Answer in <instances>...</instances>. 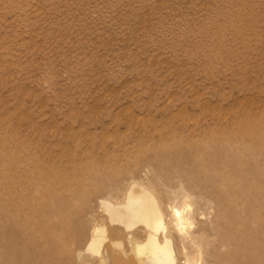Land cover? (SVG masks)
Segmentation results:
<instances>
[{
    "label": "rangeland",
    "instance_id": "obj_1",
    "mask_svg": "<svg viewBox=\"0 0 264 264\" xmlns=\"http://www.w3.org/2000/svg\"><path fill=\"white\" fill-rule=\"evenodd\" d=\"M242 139L259 165L226 191L187 176L202 264H264L239 199L264 177V0H0V264L135 255L95 188L149 161L223 167Z\"/></svg>",
    "mask_w": 264,
    "mask_h": 264
},
{
    "label": "bare ground",
    "instance_id": "obj_2",
    "mask_svg": "<svg viewBox=\"0 0 264 264\" xmlns=\"http://www.w3.org/2000/svg\"><path fill=\"white\" fill-rule=\"evenodd\" d=\"M224 145L228 147L229 158L227 155L221 162L223 167H217L220 162L215 163L208 158L207 162L199 165L206 170L208 167L209 171L198 165L190 174L182 170L181 165H174L164 174L161 170L163 176L158 178L157 169H154L155 167L153 168L149 161L148 165L132 167L127 173L119 174L114 184L96 187L95 191L98 192L99 202L107 215L109 224L111 227H117L116 229L125 236L128 243L132 245V251L135 252L132 256L126 249L118 252L111 250V255H108L109 252L106 251V254L101 257V264H109V262L113 264H180L182 259L186 260V264H202L201 238L193 229L196 216L194 206L197 203L189 201L199 187L197 181H190L195 179L192 174L197 180L199 178L201 182L209 183L210 190L213 192H224L229 188L230 176L227 173L228 168L233 164L240 163L241 167L237 169L240 173L250 171L246 169H250L251 164L259 165L254 162L255 149L244 139L237 143L226 141ZM192 164L194 166L195 163L192 162ZM158 171L161 172L159 169ZM133 173H136L135 176ZM187 176L191 179L188 180ZM196 182L198 185L195 184ZM249 188L251 195L243 194L239 199L245 206L243 211L245 216L250 223L256 225L252 229V239L256 244H263L264 177L256 178V183ZM252 194H258V197L253 199ZM114 200L117 201L114 202ZM228 203V206L232 208L231 202ZM245 223L247 226V221H243L242 225L244 226ZM105 233V229L95 227L89 238L87 251L100 252L106 237ZM227 242L225 240L224 244ZM113 244L121 247L120 244ZM262 254L264 255V248Z\"/></svg>",
    "mask_w": 264,
    "mask_h": 264
}]
</instances>
